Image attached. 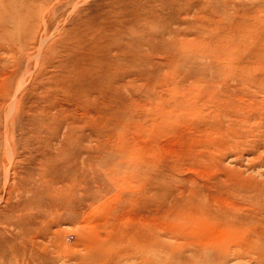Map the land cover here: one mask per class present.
Instances as JSON below:
<instances>
[{
    "label": "rangeland",
    "instance_id": "obj_1",
    "mask_svg": "<svg viewBox=\"0 0 264 264\" xmlns=\"http://www.w3.org/2000/svg\"><path fill=\"white\" fill-rule=\"evenodd\" d=\"M263 14L264 0H0V264H151L134 251L167 241L163 193L216 192L228 209L255 187L264 198V173L215 153L212 130L234 59L264 72L242 28L260 35ZM207 156L243 189L209 185Z\"/></svg>",
    "mask_w": 264,
    "mask_h": 264
},
{
    "label": "bare ground",
    "instance_id": "obj_2",
    "mask_svg": "<svg viewBox=\"0 0 264 264\" xmlns=\"http://www.w3.org/2000/svg\"><path fill=\"white\" fill-rule=\"evenodd\" d=\"M235 5L237 4L234 3L233 6ZM258 8L260 7H257V9ZM251 9L250 14L253 12ZM258 10L260 11V9ZM247 14L248 13L245 15ZM262 20L263 18H261L260 22L264 23V20ZM243 23L244 21H242V24ZM247 24L250 23L248 22ZM247 24L245 25L247 26ZM238 25L239 24L237 23V26ZM249 26L246 28L242 27L245 32L247 31V33H250V35H247L246 33V35L243 36L244 41L248 40L245 44L246 47L247 45L250 46L249 50L256 51V41L264 45V31L260 35H256L257 32L252 31L253 27H250L252 30H248ZM172 34L173 40L178 41V32L173 30ZM226 37L224 40H226ZM218 38H216V41ZM210 39L211 38H209V40ZM193 41H195V39ZM236 41L238 42V40ZM227 42L231 44L230 46L234 44L233 39L232 43L231 41ZM227 42L224 41L225 45ZM222 45H220V47ZM236 45V48L242 49L244 44L241 42L239 44L238 42ZM226 47H229V45ZM231 49H233V47H231ZM235 50L237 51V49ZM233 53L235 54V51ZM39 55L40 54H38L36 58L39 59ZM262 57L263 55L260 57V62H264ZM112 58L118 59V57ZM234 58L235 57H231V60ZM224 59L225 58H223V60ZM233 62L237 65L234 67L236 70L230 73L231 77L229 78L230 81H228L229 85L228 83L225 84L219 94L222 103L219 105L220 111L218 116L222 118V123L212 127L214 134L218 135V138L213 141L214 147H216L215 153H220L224 156L232 155L230 161L236 164H240L242 157L247 155L249 158V164L241 166H243V168L252 167L257 173H264V169H262L264 168V72L261 73V76H259L260 74L247 76L243 71L245 68H242L245 65L242 64V62L240 63L239 60L236 61V58ZM247 80L248 82L246 83ZM259 96L261 97L260 99H258ZM217 99L218 98H216V100ZM46 116H51V114ZM222 124H224L223 127ZM204 158L207 160L205 166L209 168V171L204 173L208 175V177H203V179L207 181L209 185L213 186L215 190H222L227 196H230L233 192L241 191L243 189L230 188L229 186L220 183L219 178L212 175V168L214 167L212 160L208 156ZM174 160L179 168H182L179 160ZM233 166L240 168V166ZM254 189L255 193L253 195H250L246 191L243 195L244 204L236 209H228L221 204L219 202L218 193L208 192L207 195L203 189L197 190L196 193L195 190L189 187H177L176 190L180 192V195L177 198L175 197L176 194H169V192L163 193L161 195L162 197H159V200L163 202L160 203V206L164 208L158 215L163 217V221L164 218L169 221L163 229L167 241L161 240L158 243L152 241L150 245H152L154 249H140L138 247V249L136 248L134 251V256L142 255L144 257V255H147L145 259L150 260L149 262L151 264H176L178 260H181V264H232L231 261L233 258L238 259L239 261L264 264V198L258 187H255ZM186 191H191L190 194L196 196L198 194V202L193 201L191 198H187L185 196ZM178 199H183V203H177L176 200ZM221 202L224 203L223 200H221ZM158 215H156V217ZM113 221L114 218L109 219V222L113 223ZM148 225L150 227V224ZM153 226L157 227L156 223H154ZM183 226H186L190 232H184L182 229ZM113 230V228H107V231L102 238L105 243L113 244L110 240H106L108 237L110 239L115 237L113 236V234H115ZM220 233L223 235H235L237 239L239 235V240L242 242H239L238 240L239 245H234L238 249L232 250L230 248L231 244H228L232 240L221 237ZM121 234L124 236L123 233ZM134 237L137 238L136 245L140 246L142 240L149 244L148 239H152V234L148 233V237L145 234L144 237L140 226L136 224L134 226ZM185 252H188V254H185ZM251 255L256 256L255 260H251ZM139 259L141 260V256H139Z\"/></svg>",
    "mask_w": 264,
    "mask_h": 264
}]
</instances>
